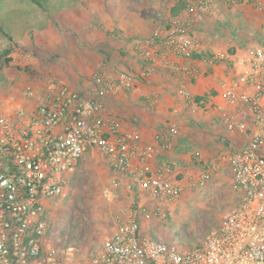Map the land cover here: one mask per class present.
Wrapping results in <instances>:
<instances>
[{
	"label": "built area",
	"instance_id": "obj_1",
	"mask_svg": "<svg viewBox=\"0 0 264 264\" xmlns=\"http://www.w3.org/2000/svg\"><path fill=\"white\" fill-rule=\"evenodd\" d=\"M224 2L264 8L263 0ZM214 4L215 0H192L184 16L156 28L153 38L163 51L142 50L139 72L113 75L102 63L91 75L88 93L49 81L45 92L26 88L25 96L38 102L32 109L10 100L0 114V264H69L63 251L48 241L49 203L63 195L90 150L107 162L115 187L134 195L92 264H264V48L251 49L249 70L222 85L226 101L235 109L223 113L222 122L229 131L248 133L247 143L184 176L188 183L204 184L229 162L239 192L221 222L193 248L181 249L147 236L142 224L165 219L169 205L184 192L178 166L166 158L157 160L173 148L179 128L169 125L157 142L144 143L138 129H123L105 106L106 97L132 90L138 79H148L161 69L195 76L198 67L192 59L202 53V44L194 30ZM170 54L184 61L178 64ZM177 94L193 112L202 108L204 101L197 100L184 82ZM194 157L200 162L201 152L194 151ZM104 194L112 196L109 189Z\"/></svg>",
	"mask_w": 264,
	"mask_h": 264
},
{
	"label": "crops",
	"instance_id": "obj_2",
	"mask_svg": "<svg viewBox=\"0 0 264 264\" xmlns=\"http://www.w3.org/2000/svg\"><path fill=\"white\" fill-rule=\"evenodd\" d=\"M166 1L161 8L159 5L153 7L152 11H156L158 17H170V10L177 2L188 4L192 0ZM185 8L176 16H184ZM138 15H133L134 22L110 19L100 25L85 22L83 26L80 20L79 31H75L77 35L56 33L55 37L47 39L46 55L52 60L47 68L50 73L36 87L45 92L48 82L56 81L88 93L91 75L102 63L113 75L128 70L139 72L144 63L142 49L150 46L151 50L163 51V46L153 38L150 18H135ZM194 36L202 44V53L192 59L198 67L195 76L161 69L148 79H138L132 90L105 99L107 112L120 119L123 129H138L144 143L157 142L158 135L169 125L179 128L173 148L160 153L157 160L166 158L174 162L184 182V176L194 173L192 171L199 165L194 151L201 152V160L205 163L219 151L240 149L249 139L248 133L232 132L224 126L223 113L235 109L226 101L222 85L233 83L238 75L249 70L251 49L264 48V8L215 0L213 10L201 17L196 25ZM170 57L178 64L184 61L173 54ZM181 82L197 100L204 101L197 112H193L187 101L177 94ZM10 100L14 101V98H7L2 111ZM14 102L28 109L38 104L37 99L26 96L22 101Z\"/></svg>",
	"mask_w": 264,
	"mask_h": 264
},
{
	"label": "rangeland",
	"instance_id": "obj_3",
	"mask_svg": "<svg viewBox=\"0 0 264 264\" xmlns=\"http://www.w3.org/2000/svg\"><path fill=\"white\" fill-rule=\"evenodd\" d=\"M158 5L161 8L164 0H47L46 8L37 7L30 0H0V26L14 38L10 40L0 32V53L11 50L0 57V114L7 98L22 101L28 86L41 85L39 82L49 75L47 68L52 60L46 55L47 39L56 33L77 35L80 20L83 26L85 22L100 25L110 19L134 22L136 14L137 19L150 18L154 30L165 27L168 17H158L152 11ZM7 57L11 58L9 63H5ZM224 151L227 150L219 151L212 159ZM203 161L192 172H198ZM105 189L112 192L111 197L104 194ZM133 196L115 187L107 162L97 151H88L63 195L49 203L48 241L58 252L63 251L69 264H92L119 215L132 204ZM238 199L231 164L227 162L204 184L185 182L180 198L169 205L168 216L144 220L143 229L147 236L160 237L181 249L193 248L221 222ZM68 247H72L69 253Z\"/></svg>",
	"mask_w": 264,
	"mask_h": 264
},
{
	"label": "trees",
	"instance_id": "obj_4",
	"mask_svg": "<svg viewBox=\"0 0 264 264\" xmlns=\"http://www.w3.org/2000/svg\"><path fill=\"white\" fill-rule=\"evenodd\" d=\"M35 6L37 7H42V8H46V1L47 0H30ZM187 6V3L185 1H179L177 2V4H175L171 10H170V17H168V19L165 21L166 22V25L165 26H168V23L176 16L178 15V13L184 9L185 7ZM47 12V11H46ZM50 18L52 20H54L53 16L48 12ZM0 32L8 37L10 40H14L13 36L8 32V31H5L2 26H0ZM11 50L10 49H7L5 51H3L2 53H0V57H5ZM11 60L10 57H7L5 58V63H9ZM178 177L180 178L181 177V174L178 175Z\"/></svg>",
	"mask_w": 264,
	"mask_h": 264
}]
</instances>
